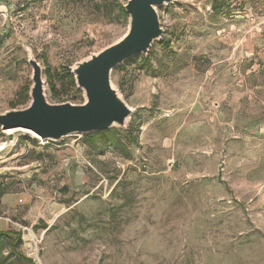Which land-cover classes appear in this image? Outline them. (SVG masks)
I'll list each match as a JSON object with an SVG mask.
<instances>
[{
    "label": "rangeland",
    "instance_id": "1",
    "mask_svg": "<svg viewBox=\"0 0 264 264\" xmlns=\"http://www.w3.org/2000/svg\"><path fill=\"white\" fill-rule=\"evenodd\" d=\"M126 1L0 0V113L28 94L29 54L61 82L49 103H81L64 69L125 34ZM213 1L158 8L163 44L112 71L134 110L115 132L128 153L0 130V232L25 257L264 264V0Z\"/></svg>",
    "mask_w": 264,
    "mask_h": 264
},
{
    "label": "water",
    "instance_id": "2",
    "mask_svg": "<svg viewBox=\"0 0 264 264\" xmlns=\"http://www.w3.org/2000/svg\"><path fill=\"white\" fill-rule=\"evenodd\" d=\"M174 0H127L123 10L127 15V30L117 41L68 68L83 101L49 103L45 96L43 71L29 54L31 68L29 102L21 109L0 113V130H24L40 136L47 143H59L75 135H89L112 128L126 130L134 110L111 83V73L126 60L146 57L154 42L164 33L158 8Z\"/></svg>",
    "mask_w": 264,
    "mask_h": 264
},
{
    "label": "trees",
    "instance_id": "3",
    "mask_svg": "<svg viewBox=\"0 0 264 264\" xmlns=\"http://www.w3.org/2000/svg\"><path fill=\"white\" fill-rule=\"evenodd\" d=\"M216 2H218V0L213 1V5H212L213 12H216L221 8L220 6L216 7ZM117 10L120 13V15L127 17L126 13L123 10V6H118ZM163 42L164 41H161L160 44L162 45ZM137 56L139 55H136L126 60L121 65V67L129 65L132 62V60ZM146 60L147 59L144 58L142 61L145 63ZM64 75L68 78V83H67L68 87L74 88L75 87L74 80L69 69H64ZM43 77L45 78V85H47V88H49L50 91L49 93L51 94V98L54 100L58 99L59 96L61 95L60 92L56 91L55 83L56 81L60 82V80L55 78V76L52 75L48 70H45L43 72ZM28 100H29L28 94H25L20 101H17L16 103H12L11 109H15L16 106H25ZM61 102H66V101H61ZM115 132L116 129L112 128L109 129L108 131H102L98 133L85 135L83 136L84 143L92 148H99L100 145H105V146H111V148L114 150L125 151L128 153L126 143H128L130 137H127L124 142L120 137H118V135ZM134 141L135 139H133V142ZM39 228L45 230L47 227L40 221L37 227H33V230H37ZM49 230L50 229H48L47 231ZM22 243L23 242L20 233L14 231L0 232V264H11L10 260L12 258H14V260H16L17 262H26L28 264H35L32 259H28L27 257H25L23 253L17 250L22 246Z\"/></svg>",
    "mask_w": 264,
    "mask_h": 264
},
{
    "label": "bare ground",
    "instance_id": "4",
    "mask_svg": "<svg viewBox=\"0 0 264 264\" xmlns=\"http://www.w3.org/2000/svg\"><path fill=\"white\" fill-rule=\"evenodd\" d=\"M14 131L15 130H8V132H14ZM20 131H24V130H20ZM8 132H6V133H8ZM25 132H27V133H29L31 135L30 138L32 140H37V141L43 142L39 135L31 133V132H28V131H25Z\"/></svg>",
    "mask_w": 264,
    "mask_h": 264
}]
</instances>
